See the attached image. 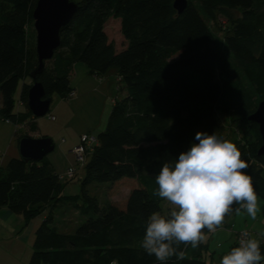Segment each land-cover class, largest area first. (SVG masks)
<instances>
[{"label": "trees", "instance_id": "1", "mask_svg": "<svg viewBox=\"0 0 264 264\" xmlns=\"http://www.w3.org/2000/svg\"><path fill=\"white\" fill-rule=\"evenodd\" d=\"M73 1L78 7L60 31L59 47L33 78L39 58L28 26L35 23L38 0H0L1 117L28 125L26 134L37 130L28 122L35 118L28 107L30 87L37 80L47 97H74L71 76L80 61L99 77L116 67L126 95L113 100L97 135L81 195H63L62 177L47 157L26 161L19 155L0 162V207L23 211L31 220L54 205L36 231L28 264H161L141 246L147 217L164 209L165 201L153 195L155 176L165 161L198 143V131L216 132L219 114L235 111L254 129L246 132V143L235 142L255 192L264 198V155L256 145L262 139L258 124L248 120L257 104L242 81L264 100V1L188 0L182 13L175 0ZM110 21L119 24L120 46L110 39ZM124 186L128 195L112 199ZM64 198L83 220L74 231ZM206 248V242L181 245L184 258L173 256L167 264H207Z\"/></svg>", "mask_w": 264, "mask_h": 264}, {"label": "rangeland", "instance_id": "2", "mask_svg": "<svg viewBox=\"0 0 264 264\" xmlns=\"http://www.w3.org/2000/svg\"><path fill=\"white\" fill-rule=\"evenodd\" d=\"M192 1L196 2V0ZM262 7L264 10V5ZM221 19L225 21V18L222 16L220 21ZM209 23L215 31L219 30L218 24ZM34 30V25L30 24L28 26V35L32 43L36 42L37 45V34L36 30L34 33ZM108 31L110 39L120 46L122 37L119 24L115 21H110L108 23ZM240 75L242 76V74ZM242 81L251 94L252 101L258 107L260 99L249 82L245 78ZM71 84L73 87L74 84L79 85V95L83 94L78 104L73 107L68 106L76 96L62 99L58 94H54L48 114L42 117H35L39 128L41 127V131L50 133L52 135L51 138L55 142L54 150L46 156V159L54 163V167L60 175H63L70 167L76 168V175L73 179H62L64 182L63 195L65 196L81 195L82 177L85 174L84 166L78 163L75 154L70 153L67 148L69 144H67L69 139L67 133L69 129L67 128L70 126V128L75 129L74 131L78 133L79 138L83 131H89V134L97 137L98 133L107 125L112 101L126 95L124 83L120 80L116 67H111L106 75L96 77L90 74L87 64L80 61L75 65L71 76ZM18 95L19 91L16 93V97ZM61 102L65 104L59 105L62 104ZM50 116H55V120H52ZM56 117L58 120H56ZM241 119L242 116L235 111L219 114V128L215 133L235 144H237L235 142L236 138H240L242 143H246V132H253L254 129ZM60 120L64 121L65 124L68 123L66 129L60 127ZM8 126L18 132V138L26 134L27 128H29L28 125L17 126L14 123H8ZM16 145L18 146V141H16ZM256 145L259 150L262 140H258ZM2 157V154H0V159ZM4 159L6 160L5 156ZM128 192L129 187L124 186L117 194L112 196V199H123L128 195ZM258 198L260 212L257 214L255 220H252L241 209L239 214L234 212L230 218L225 220L222 227L216 232L207 234L208 239L206 241L207 248L205 254L207 264L220 263L222 257L232 247L237 246L236 232L248 231L252 237L259 239L261 242L264 241V235H261L264 233V198L260 196ZM61 204L62 209L68 210V212H65L67 215L66 222L70 225V231H74L83 220H80L78 217L79 213L74 211L76 207L71 203V200L65 199V203L62 202ZM163 206V212H167L169 209L167 202H164ZM53 207L54 205H49L42 215L40 214L31 220L26 219L23 211H10L7 207H0V264H28L30 262L36 231L43 221V217L49 214ZM58 218L61 220L62 217L59 216Z\"/></svg>", "mask_w": 264, "mask_h": 264}, {"label": "clouds", "instance_id": "3", "mask_svg": "<svg viewBox=\"0 0 264 264\" xmlns=\"http://www.w3.org/2000/svg\"><path fill=\"white\" fill-rule=\"evenodd\" d=\"M198 143L181 152L178 159L165 161L153 195L167 202V212L154 211L146 221L141 246L161 264L175 256L184 258L180 246L197 248L216 232L233 211L243 209L252 220L260 212L248 163L241 159L235 143L198 131ZM234 205H239L233 208ZM261 235H264L262 233ZM261 241L243 232L238 246L222 257L220 264H262Z\"/></svg>", "mask_w": 264, "mask_h": 264}, {"label": "water", "instance_id": "4", "mask_svg": "<svg viewBox=\"0 0 264 264\" xmlns=\"http://www.w3.org/2000/svg\"><path fill=\"white\" fill-rule=\"evenodd\" d=\"M188 3V0H175L174 7L179 13H182ZM77 7V2L73 0H38L33 17L37 33L39 65L32 74L33 78H36V75L43 70L45 61L53 57L55 50L60 45V31L63 26L69 23ZM51 104L52 97H47L43 84L35 80L29 90V109L35 117H42L48 114ZM248 120L258 124L262 139L258 154L264 155V100L248 116ZM54 148V139L48 136L33 137L30 134H24L18 139L19 155L26 161H41Z\"/></svg>", "mask_w": 264, "mask_h": 264}, {"label": "crops", "instance_id": "5", "mask_svg": "<svg viewBox=\"0 0 264 264\" xmlns=\"http://www.w3.org/2000/svg\"><path fill=\"white\" fill-rule=\"evenodd\" d=\"M90 72V71H89ZM92 74V73H90ZM94 75V74H92ZM96 77H99L97 75H95ZM91 79V78H90ZM96 81V80H94ZM74 90L76 92L75 94V98H73V102H71L68 106L70 107H73L74 105L78 104L79 101L81 100V97L83 94H80L79 95V92H80V88H79V85L77 84H74ZM79 88V89H78ZM63 99V98H62ZM62 101H66V100H62ZM113 102V101H112ZM62 103V102H61ZM65 103H62V104H59V105H63ZM18 106L20 108H24V105L21 101H19V104ZM2 107V98H1V94H0V109ZM66 117V116H65ZM56 120L57 117H56ZM35 122L38 126V129L35 130V131H30L29 134L33 137H40V136H48V137H51L52 135L50 133H46L44 131H41V127L39 128V124L37 122V120L35 118H31L28 120V122ZM108 122V121H107ZM8 123L9 124H12L13 122L11 121H8V120H4L2 117H1V114H0V154H2V159H0V162L2 164H6L10 158L12 157H15V156H19V150H18V146L16 145V141H18V132L16 130H13L12 128H10L8 126ZM15 124V123H14ZM68 124V123H67ZM67 124L64 123V121L60 120V127L66 129ZM69 129V131H67L68 133V150L70 151V153H73L72 152V148L79 143V135L77 132H75L73 128H67ZM89 131L85 132L83 131L82 134H89L88 133ZM81 134V135H82ZM17 139V140H16ZM67 154V153H66ZM4 156L6 157V160L4 159ZM52 162V161H51ZM53 163V162H52ZM54 164V163H53ZM57 171V170H56ZM58 172V171H57ZM59 173V172H58Z\"/></svg>", "mask_w": 264, "mask_h": 264}, {"label": "built area", "instance_id": "6", "mask_svg": "<svg viewBox=\"0 0 264 264\" xmlns=\"http://www.w3.org/2000/svg\"><path fill=\"white\" fill-rule=\"evenodd\" d=\"M50 117L52 120H55V116H50ZM97 142H98V137H96L95 135L92 134L81 135L79 143L72 148V152L75 154V157L79 164L85 166L88 160V156L93 151ZM75 175H76V168L70 167L63 175H61V177L62 179L70 180L73 179ZM243 232H248V231L236 232L237 246H238V241Z\"/></svg>", "mask_w": 264, "mask_h": 264}]
</instances>
